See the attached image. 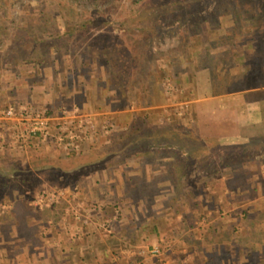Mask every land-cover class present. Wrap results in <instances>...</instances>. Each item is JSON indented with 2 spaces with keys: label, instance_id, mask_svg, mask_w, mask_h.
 I'll return each instance as SVG.
<instances>
[{
  "label": "trees",
  "instance_id": "trees-1",
  "mask_svg": "<svg viewBox=\"0 0 264 264\" xmlns=\"http://www.w3.org/2000/svg\"><path fill=\"white\" fill-rule=\"evenodd\" d=\"M52 1L57 2L58 0H49V2ZM120 1L123 2V0H117V4L116 0H60L59 11L63 14L71 13L73 16L70 18L71 21L67 22L66 33L76 35L80 31L83 32L90 28L103 29L99 34L90 36L86 46L95 48L99 66L105 67L109 75L116 80L115 87H109L106 94H103L102 86L95 83L94 89H89L86 102L81 108L82 112L95 110V100H100L101 105L102 100L107 104L113 99L116 102L115 108L126 105L135 107L138 104L141 105L142 96L145 93L148 95L150 103L153 104L156 92L147 80V73L158 69V66H154L153 63H158L161 56H164L161 54L158 56L159 52L154 50L153 44L157 40L166 38L170 30H176L180 32L179 37L183 44L180 48L179 46L175 48L185 51L191 43L189 14L207 9L218 1L224 5L229 0H126L124 4H119ZM231 1L233 0L229 2ZM80 9L82 16L76 18ZM90 9L94 14L88 13ZM119 9L118 18H114L110 12ZM49 31L46 24L42 28V32L47 33L44 35H49ZM51 39L50 35L45 40ZM56 39L60 41L63 38L59 34ZM173 49L167 51L168 56L171 55ZM173 59L163 64L166 73L172 70L171 66L177 65L188 69V66L193 62L192 56L185 61L178 60L179 58L175 55ZM86 79L81 84L82 89L92 84ZM159 111L153 114L147 111L144 113L121 112L118 120L113 124V126L116 125V132L113 127L110 130V132L114 131L112 142L102 144L99 142L98 133L92 134L90 135L92 141L90 149L83 150L82 153L71 150L65 154L57 155L48 139H44L40 132L32 133L30 138L33 141L30 143V149L33 154V166L24 169L16 164L17 166L13 165L10 170L24 169L28 171V180L34 182L36 188L44 190L50 186H68L73 194L81 192L80 175L89 174L98 169L117 166L122 168L123 162L128 159L142 163L148 157H152L153 167L155 168L158 164L159 170L155 168L153 175L132 176L128 181L129 191L122 196H118L117 192L119 177L115 173L116 171H113L112 177L108 181L97 183L99 198L102 202L113 203L116 207L125 203L124 208L120 211L122 216L119 215L118 220L126 216L129 217L127 219H133L131 210L128 208L131 203L136 205L139 202L144 205L164 203V212L159 215L158 221L150 225L148 229L149 237L151 235L152 238L159 237L161 239L160 234L170 225L171 235L180 236L183 243L186 242L191 246L192 251H195L192 248L195 244L198 250L204 253L205 256L201 260L198 259L201 254H196L198 257L197 260L194 258L195 264H208L210 258H214L218 263V256L235 244L241 249L239 256L244 264H256V260H251L253 263H249L246 257L249 254L257 256L258 252L255 251L254 244L257 241L264 242V198L252 203H248V198L252 196L250 186L257 179H262L264 189V179L257 176L256 169V165L259 163L264 169V132L205 135L200 132L197 119L191 121V119L184 120L182 117L183 120H179L175 124L168 123L166 119L158 122L157 119L161 116ZM172 115L171 111L167 113L169 117ZM93 117L92 119L99 123L96 116ZM95 131L99 132L100 130ZM90 132L93 131L90 130ZM59 133L58 126L53 125L50 137L54 139ZM221 149L225 150L221 152ZM212 161L214 163L220 161V165L213 164L214 166H211L210 162ZM250 164L254 165L251 174H240L242 170L250 171L251 169L247 168ZM39 174L42 176L40 177ZM76 177H79L78 180H74ZM171 177H175L176 182L172 192L174 197L169 198L167 192L162 189L167 185L164 182H169ZM216 182L220 183V186L216 188V192L220 195L225 189L231 191L230 195H233L235 200V210L238 209L242 212L244 218L241 222H236L234 213L221 212L219 214L218 209L220 210L222 204L218 202L213 204L215 197H212L211 202L208 203L195 196L197 186L202 185L206 189L209 183ZM15 185L22 189V193L12 207L4 210L3 214L5 215L2 220L8 221L11 226L16 228L19 218L22 217L24 230L20 233L26 238H34L41 242L42 236L36 233L27 220V215L33 212V209L29 207V195L25 193L23 184L15 183ZM181 193L187 195L186 201L181 200ZM219 198L217 196V200ZM63 201V207L43 210L40 216H46L45 222L51 218L54 222H58L63 214L72 212L71 210L66 212L69 203L66 200ZM57 205L61 206V204ZM178 214H183V228L178 223ZM215 216H217L216 224L211 223ZM193 220L196 221V224L202 222L209 224L202 230L188 231L187 224ZM88 223H83V225L86 226ZM184 228L187 231L184 232ZM136 229L139 231L137 234L135 229H132L130 225L127 226L123 237H121L120 249L122 247L135 248L141 241L152 239L146 237L147 233H144L140 225ZM182 233L185 235L183 236ZM233 237L235 238L233 239ZM165 238L166 240L170 239L167 236ZM152 245L153 243L149 245L151 255L146 257H149L151 262L155 261L157 255L162 257L163 261L166 260L164 253L166 245L162 243L159 254L151 252ZM213 248L215 250L212 254L210 249ZM217 248H219L218 251ZM13 250H16L15 246H13ZM198 250L196 253L199 252ZM14 251L10 254L9 250V254L13 255ZM141 257L143 256L136 254L132 259L138 261ZM125 258L126 256L121 253L120 259L124 263ZM178 261L174 260V263L171 264H181ZM0 264H3L1 260ZM105 264L111 263L105 261Z\"/></svg>",
  "mask_w": 264,
  "mask_h": 264
},
{
  "label": "rangeland",
  "instance_id": "rangeland-1",
  "mask_svg": "<svg viewBox=\"0 0 264 264\" xmlns=\"http://www.w3.org/2000/svg\"><path fill=\"white\" fill-rule=\"evenodd\" d=\"M234 1L244 3L250 0ZM259 1L264 4V0ZM52 2H49V0H0V118L3 117L2 119L6 120L2 122V125L5 127L8 125V128H10V126L14 125L15 123L18 126L19 122L16 119L21 117V122H23V119H27L28 117V111H30V113H33V111H39L51 115L55 119L54 122L60 120L61 118H65L67 123L71 122V124H73L72 126L74 129H78L79 126L76 125L78 120H83L85 122L86 118H90L91 120L93 116L92 114H87L86 112H80L82 105L86 102L89 89L93 90L95 83H98L100 86H102L101 89L103 94H106V92L110 89L109 87H115L116 85V80L109 75L108 70L105 67L99 66L97 62V55L94 51L95 48H87L86 46L90 36L92 37L99 34L103 29L90 28L89 30H85L83 32L80 31L76 35H70L66 33L67 22L68 20L70 22V18L73 16L71 13L63 14L61 11H59L61 7L60 0L57 2ZM125 2L126 0H123V2L120 1L119 4H124ZM217 3L220 4L218 1L211 4L209 7H207V9H201L189 14V35L191 37V47H186L185 51L179 49L183 43L179 37L180 32H177L176 30H170L167 33L166 38L159 41L157 40L153 44L154 50L159 52L158 56H160V54L164 55L161 56L158 63H153L154 66H158V69L149 71L147 73V80L156 92L154 93L155 96L153 98V104L150 103L146 93L144 96H142L141 105L138 104L135 107H129L126 105L125 107L115 108V100L112 99L111 101L107 102V104L104 103L105 101H102V111H109L108 113L111 115L108 119L111 122L104 121L102 124H100L102 126L107 122L110 123L106 127H101L103 133L106 132L107 135H100L99 142L102 144H109L112 142V136H114L113 132H116L117 129L116 125L113 126L115 119L112 114L115 113L119 116L123 110L134 111L136 113H144L147 111L151 114L160 110L159 112L164 113V116L161 114L162 119H166V121L171 124L178 122L175 116L179 113V110L180 112H183V114L180 116H184V120L191 119V113L188 111L191 109L190 101L195 97V76L198 75L197 73H194V71L196 72L195 67L193 68V66L191 67V65L188 64L189 68L187 69V67L181 68L175 65V67L171 66L172 70H169L168 73H166L163 64H166L165 62L169 60H174V55L179 58L178 60L185 61L189 60L191 56L193 58L195 54L199 53H201L202 58H199L203 61L202 65L204 62L207 63L208 53L206 52L207 49H205L207 46L206 44L208 43L207 34L209 33V29H211V32H215L214 28L209 27V22L210 20L213 21L218 17L217 10L215 9V5L217 6ZM88 11L89 14L92 13L91 9ZM218 11L221 13L224 11V9L220 7ZM119 12L120 9L118 11L113 10L110 13H112L114 18H118ZM92 14H94V12ZM81 16L82 10L80 9L76 15V18H81ZM46 24L50 30L49 35H44L47 33L42 32V28ZM216 32L220 31L218 30ZM59 34H61L63 38L60 41L56 39V36ZM50 35L52 36V39L46 41L45 39L49 38ZM176 46H179V48H175ZM171 48L174 49L171 50L172 53H170V57L168 56L169 54H167V51ZM197 59L198 58L196 57V60ZM85 76L90 77H86V79ZM85 79L86 81H89L90 84H92L89 87L82 89L81 84L85 82ZM65 86L67 88H65ZM69 87L71 88L68 89ZM115 91L116 90L114 89V92ZM167 107L169 108L168 111H172L176 108V110H174L177 111V113L174 112L176 115H172L170 117L165 115V109ZM2 119H0V121ZM157 120L158 122L161 121L159 118ZM24 122H29V120H24ZM96 125V128L99 130L98 124ZM14 127L16 128V125H14ZM111 127L114 128L113 132H110L112 129ZM89 131L90 129H88L86 132ZM99 132L101 133L102 131ZM14 134H16L15 140L17 138L15 143L18 141L21 142L18 144H26L28 154H21L22 152L19 150L20 148L13 149L16 152L10 150L9 147H11V144L14 142V140L11 142V140L9 141V138L7 137L0 139V142H2V145L5 146V151L7 152L4 154L5 156H2L4 159L0 158V220L3 217L1 216L3 211L9 207H12L20 197L22 189L17 187L15 183H21L24 186L23 188L25 189V193L29 195V207L33 209V212L28 214L29 216L32 214L40 215L43 210L46 211L49 208L52 209L55 207H63V200H66L69 203V206L66 207V212L68 210L73 211V213L76 211L79 212V215L83 216L82 212H84V214L87 213L90 215L92 214L91 212L97 210V214L100 215L102 212L105 213L104 211H108L107 214H104L105 217H101V223L104 226L108 224L113 225L115 222H117L115 220V216L117 219L119 215L122 216L120 211L124 208L125 203L116 207V205L113 203L102 202L98 193V180L101 182H106V178L112 177L113 171H116L115 173L118 174L119 177L117 192L118 196H122V194L129 191L128 181H130L129 179L132 176H138L140 174L153 175L155 168L158 170L160 168L158 164H156L157 166L155 168L153 167V159L151 160L152 166H148V164L146 166L144 164L145 161L150 162L152 157H148L142 163L134 159H128L127 161L123 162L122 168H119V166L115 168H107L105 169L107 170L105 171L106 173L103 169V176L97 174L93 175L92 171L89 173V175L85 174L80 175V178H74V180H78V178L81 180V192L83 195H79L78 192L72 194L71 189L68 186H50V188H45L43 190L36 188L35 183L28 180L29 173L28 171L24 170L28 166H33L34 164L33 154L31 153L30 149L31 142H28V140H31V138L29 136L27 138L23 136V140L21 137L22 132L17 135V129H15L13 135ZM8 135L10 136L9 132ZM50 135L51 134L49 133V136L45 139L49 140V144L53 147V149L55 148L58 153H66L71 151L69 148H66L64 144H55V139L51 138ZM82 140L84 141L87 139L84 137ZM88 141L91 142V140ZM85 143L87 144V141L84 142L82 147H87ZM90 145H92V143ZM84 149L89 150L86 148ZM224 150L225 149H221L220 151L223 152ZM210 163H212L211 166H214L213 164H217V166L220 165V161L217 163L212 161ZM16 164L24 169L11 171V167ZM252 166L254 165H248L247 168H250L251 170H242L240 171V174L247 173V175H250V172L253 168ZM138 167L141 168L139 172L136 170ZM256 169L257 176H260L264 179V169L260 163L256 165ZM39 176L41 177L42 175L39 174ZM175 182V177H171L169 182H164L167 185H165L162 190L167 192L169 198L174 197L172 192ZM218 182L214 184L209 183L206 189L202 185L197 186L195 190V196L208 203L211 202L212 197H215L213 204H217V202L222 204L220 210L218 209L219 214L221 212L234 213L236 222H241L244 218L238 209L235 210L236 206L235 200L233 199L234 196L230 195L231 191H229V189H225L221 195L217 193L216 188L220 186V183L218 184ZM250 187L252 196L248 198V203H252L264 198L262 179H257V181L252 183ZM180 196L182 201H186L187 195L185 193H181ZM217 196L220 197L218 200ZM57 204H61V206H58ZM163 204L164 203H161L160 205H144L141 202H139L137 205L135 203L129 204L128 208L131 210V217L133 218L129 223L131 228L135 229L134 226H138V224L142 226L145 220H150L152 223L157 222L159 215L165 210ZM99 211H101V213H99ZM133 213L138 216L141 213V216L135 218ZM217 216L211 220V223L214 222V224H216ZM125 218L127 219L129 217L126 216ZM177 218L178 223L182 225L183 228V214H178ZM129 220H131V218ZM53 221H47L46 225L50 226L53 224ZM208 224V222L196 224V221L193 220L188 222L187 230H202ZM170 230L171 226L168 225L166 230L162 231L163 234L161 239L159 237H154L151 240L139 243L135 248H138L137 251L139 253H143L148 256L151 255L149 252V245L153 243V248V246L156 245L160 247L163 243L166 245L164 248V253L166 255V261L168 264L174 263V260L175 262L176 260H179L181 264H195L193 262H195V259L198 257L196 254H201V257L205 256L203 252L198 250L197 245L193 244L192 248H194L195 251H192L189 244L186 242L183 243L180 236L174 234L171 235ZM183 230L185 232L186 228ZM119 235L121 234L119 233ZM182 235L184 236L185 233H182ZM5 236L9 238L7 241L9 246L13 248V246H15L13 245L15 240H11L12 236L9 233ZM165 236L169 237L170 239L166 240ZM235 237H237L236 234ZM235 237H233V239ZM233 246L235 249H233ZM237 248V244L232 245V248L218 256V263L215 262L216 260L214 258H210L208 264H222V262H225V264H244L241 261L239 253L237 252ZM254 249L256 252H258L257 256L249 254L248 257H246V260L249 263H253L252 261L256 260V264H264V242H255ZM126 250H130L132 252L131 249ZM144 250H146L145 253L143 252ZM197 250L200 253H196ZM214 250V248L210 249L212 254ZM218 250L219 248H217V251ZM27 252L28 250H24L23 252V262L28 264L29 260L27 261L25 258V253ZM128 258L131 260L134 257ZM139 261L140 260H138L137 264H145L144 262ZM151 264L155 263L152 261Z\"/></svg>",
  "mask_w": 264,
  "mask_h": 264
},
{
  "label": "crops",
  "instance_id": "crops-1",
  "mask_svg": "<svg viewBox=\"0 0 264 264\" xmlns=\"http://www.w3.org/2000/svg\"><path fill=\"white\" fill-rule=\"evenodd\" d=\"M220 7L224 9L221 13L218 11ZM215 9L217 10L218 17L209 22V27L214 28L215 32H211V29H209V33L207 34L208 43L205 48L208 53L207 63L204 62L202 65L203 61L199 58L201 57V53L195 54L192 59L191 67H195L196 72L194 71V73L198 75L195 76V85L193 84L195 97L191 99V109L188 111L191 113V121L197 119L200 125L198 126L199 130L205 135L255 134L257 132H264V4L259 0H250L244 3L233 0L224 3V5L217 3ZM218 30L220 32H216ZM65 88L67 87L65 86ZM95 101V110L86 113L96 116L99 123L94 122L101 127L100 124L104 121L111 122L108 119L111 114L108 113L109 111H102L103 108L101 107L102 104L100 105V100ZM168 109V107L165 109V115L171 111H168ZM174 110L176 108L171 112L177 113ZM80 112L83 113L82 111ZM160 113L164 116L163 112ZM176 113L173 115H176ZM181 114L183 112L179 110V113L175 116L178 122L184 118V116H180ZM93 116L92 118H94ZM112 116L115 119L114 121H117L119 118L118 114L116 115L115 113ZM20 118L16 119L19 122L18 126L16 123L14 124L16 128L14 125L10 126V128H8V125L5 127L2 125V122L6 120L2 119L0 121V139L7 137L11 142L14 140L11 144L12 148L9 147L10 150L16 152L13 149L20 148L21 154L26 155L28 154L26 144H18L21 143L18 141L15 143L17 138L15 140L16 134L13 135V133L17 129V135H19L20 132H23L25 125L31 122H24V119L21 122L22 119ZM159 119L161 121L164 120L162 116H159ZM102 120L104 121L100 122ZM99 130L102 131L100 134L96 131H89L86 134L87 136H85L87 140L80 141V152L77 150L76 152L81 153L84 148L89 149L92 143V141H88L91 140L90 135L98 133L100 137V135L106 134V132L103 133L101 128ZM31 141L33 140H28V142ZM86 141L87 147H82ZM0 143V158L4 159L2 156L7 152L2 142ZM54 149L53 151L57 155L65 154L63 152L58 153ZM151 160L150 162L145 161L144 164L152 166ZM136 170L139 172L141 168L138 167ZM102 171L103 169L94 170L93 175L103 176V173L107 170L104 169V172ZM108 178L111 179L107 177L106 181L109 180ZM78 194L81 195L82 192H78ZM104 212L100 215L97 214V210L91 212L92 214L90 215L82 212L83 216H81L79 212L75 211L73 213L72 211L70 214H63L58 223L54 222L53 218L49 219V221H53V224L50 226L46 225V217L44 216L41 217L38 214L27 215L29 224L38 235L42 236L43 240L41 242L34 240V238H26L20 233V231L24 230V220L22 217L19 218L16 228L11 226L8 221L1 219L0 260L3 264H25L26 262H23V252L24 250H28L25 253V258L27 261L29 260L30 264H105V261H109L111 264H137L138 261L128 258L134 257L136 254L143 256L139 262L151 264L149 257H146L143 253H139L137 251L138 248L122 247L120 249L121 237H123V232H125L130 220L126 218L118 220L115 216L117 222L113 226L110 224L104 226L101 223V217H105L104 214H107L108 211ZM4 215L2 214L1 216L4 217ZM134 216L137 218L141 216V213L139 216L135 214ZM83 223L88 224L85 226ZM154 223L150 220H145L141 226L144 233H147L145 234L147 238H152L151 235L150 237L148 235V229ZM134 227L137 234L139 232L136 229L137 226L135 225ZM8 233L12 236L11 240H15L13 244L16 247L15 251L13 248L10 249L7 241L9 238L5 236ZM237 247V252L239 253L241 249L238 245ZM126 249H131L132 255L126 253ZM233 249H235L234 246ZM9 250L10 254L13 251L14 254L10 255ZM121 253L126 256L125 263L119 259ZM156 257L155 264H168L167 258L163 261L159 255ZM201 258L200 256L198 259L201 260ZM222 264H225V262H222Z\"/></svg>",
  "mask_w": 264,
  "mask_h": 264
},
{
  "label": "built area",
  "instance_id": "built-area-1",
  "mask_svg": "<svg viewBox=\"0 0 264 264\" xmlns=\"http://www.w3.org/2000/svg\"><path fill=\"white\" fill-rule=\"evenodd\" d=\"M27 114H28V117L27 119H24V120L31 121V124L25 125L24 130L21 134V137L25 136L27 138L28 136L30 137L32 133L40 132V134L43 135L45 139L49 136L51 127L55 125L56 123L60 133L56 138H54L55 144L56 143L60 145L64 144L66 148H69L70 150H77L78 152H80V149H81L80 141L88 133L86 131H88V129L92 131L97 130L96 123L94 122L93 119L90 120V118H86L87 120L85 119V122L83 120H78V121L76 120L77 121L76 125L79 126V128L74 129V127L72 126L73 124H71V122L67 123L65 118H61L60 120L54 122L55 119L51 115H48L45 112H39V111L34 112L33 111V113H30V111H28ZM109 124L110 123L107 122L106 124L102 126L106 127ZM101 127H99V129ZM150 250L154 254H159L160 247L156 245V246H153V248H151ZM143 252L145 253L146 250H144ZM126 253L131 254L132 252L130 250H127Z\"/></svg>",
  "mask_w": 264,
  "mask_h": 264
}]
</instances>
